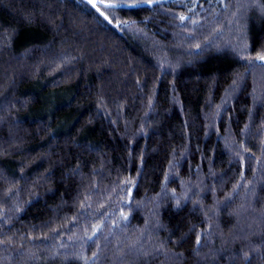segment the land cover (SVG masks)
Wrapping results in <instances>:
<instances>
[{"label":"trees","instance_id":"16d2710c","mask_svg":"<svg viewBox=\"0 0 264 264\" xmlns=\"http://www.w3.org/2000/svg\"><path fill=\"white\" fill-rule=\"evenodd\" d=\"M261 56L264 0H0V264H264Z\"/></svg>","mask_w":264,"mask_h":264},{"label":"snow or ice","instance_id":"6c2138e0","mask_svg":"<svg viewBox=\"0 0 264 264\" xmlns=\"http://www.w3.org/2000/svg\"><path fill=\"white\" fill-rule=\"evenodd\" d=\"M94 7H95V5H93ZM118 6H120V7H139L140 5H138V4H133V5H107V7H112V8H115V7H118ZM106 19H107V17H106ZM182 19H183V17H182ZM260 59L261 60H264V56H261L260 57Z\"/></svg>","mask_w":264,"mask_h":264}]
</instances>
